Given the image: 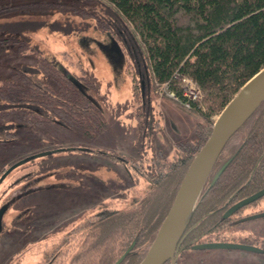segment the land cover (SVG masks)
I'll use <instances>...</instances> for the list:
<instances>
[{
	"label": "rangeland",
	"instance_id": "1",
	"mask_svg": "<svg viewBox=\"0 0 264 264\" xmlns=\"http://www.w3.org/2000/svg\"><path fill=\"white\" fill-rule=\"evenodd\" d=\"M146 54L135 28L109 0H0V85L17 72L57 86L54 72L43 66L49 59L77 81L107 121L88 137L41 108L2 111L9 105L0 102V175L17 160L55 149L15 166L0 184V264H37L85 216L105 204L126 206L144 183L136 165L147 169L159 151L170 155L176 141L196 136L203 104L189 108L168 95ZM133 78L143 89L139 109ZM7 130L14 142H7ZM263 204L264 197L245 208L242 222L221 237L202 240L252 242L264 233V216L253 217ZM185 254L178 264H258V254L242 249Z\"/></svg>",
	"mask_w": 264,
	"mask_h": 264
},
{
	"label": "trees",
	"instance_id": "2",
	"mask_svg": "<svg viewBox=\"0 0 264 264\" xmlns=\"http://www.w3.org/2000/svg\"><path fill=\"white\" fill-rule=\"evenodd\" d=\"M109 1L139 34L159 83H167L179 95L184 76L197 84L202 91L204 119L198 122L196 136L176 141L170 155L159 151L147 169L140 168V163L136 165L144 175V183L126 206L105 204L85 216L62 232L37 264H114L122 256L119 264H139L189 165L211 134L214 117L264 67V0ZM43 66L54 72L57 86L47 85L32 73L23 77L14 72L0 85V102L9 105L2 111L34 106L49 112L58 123L82 128L85 136L93 137L104 130L106 119L77 81L49 59L44 60ZM132 80L133 102L139 109L143 89L135 78ZM141 115L138 110L143 129ZM5 135L7 142L15 141L9 130ZM2 145L6 146L4 142ZM227 162L212 185L216 173ZM263 187L264 100L220 153L183 236L205 233L218 222L225 207ZM231 220L219 224L229 228L238 223ZM217 230L211 229L204 235L211 236Z\"/></svg>",
	"mask_w": 264,
	"mask_h": 264
},
{
	"label": "water",
	"instance_id": "3",
	"mask_svg": "<svg viewBox=\"0 0 264 264\" xmlns=\"http://www.w3.org/2000/svg\"><path fill=\"white\" fill-rule=\"evenodd\" d=\"M263 100L264 67L255 73L239 89L217 116L211 134L189 165L168 213L163 219L146 255L139 264H165L169 260H171V264L175 263L177 246L185 233L197 199L220 153L231 136L243 125ZM53 151L55 149L38 152L16 161L0 175V184L15 166L35 156L49 154ZM227 164L228 162L216 173L212 180V185L219 178ZM262 196H264V187L231 205L224 213V217L229 216L239 208L256 201ZM1 217L2 211H0V231ZM253 217H256V215ZM193 247L198 249L228 248L247 251L261 250L254 244L235 241H207L194 244ZM122 259L123 256L114 264H119Z\"/></svg>",
	"mask_w": 264,
	"mask_h": 264
},
{
	"label": "flooded vegetation",
	"instance_id": "4",
	"mask_svg": "<svg viewBox=\"0 0 264 264\" xmlns=\"http://www.w3.org/2000/svg\"><path fill=\"white\" fill-rule=\"evenodd\" d=\"M263 197L264 196L260 197L259 199H257L256 201H254V202H252L250 204L244 205L243 207L239 208L238 210H236L235 212H233L229 216L224 217V213L229 209V207L237 202V201H234L233 203H231L229 206L225 207V209H223L221 211V215H220V218H219L218 222L213 227H211L209 230L214 229V228H218L217 233H214V236L215 237H221L222 230L223 229H227L228 227H224L223 226L224 223L223 224H219L220 222H222V221H224L226 219L232 218V220H231L232 223L238 222L235 225L239 224L240 222H242V217H243V213L242 212H243V210L245 208H247L248 206H252V205L256 206V205H258V203L262 200ZM262 213H264V204H263L262 208H260V209H258L256 211V213H255L256 217L255 218L263 217L264 215H262ZM196 223H194L193 228L196 226ZM1 227H2V217H1ZM209 230H207V231H209ZM205 233H201L200 235H198L196 237H188L185 234V236H183L181 238V240H180V242H179V244L177 246V250H176V254H175L176 255V260H175L174 264H178L179 261H181V259L183 260L184 258H186V254L185 253H187L189 250H191V249L198 250V248H194L193 247L194 244L209 241L208 239H206L205 241L202 240L203 237H210V236H208V234L204 235ZM214 241H224V240H220L219 239V240H214ZM245 243L254 244V245L258 246L261 249L259 251H254V252L256 254H258V260H257L258 264H264V233L262 235H259L258 237H256L252 242H245ZM165 264H171V260L167 261Z\"/></svg>",
	"mask_w": 264,
	"mask_h": 264
},
{
	"label": "built area",
	"instance_id": "5",
	"mask_svg": "<svg viewBox=\"0 0 264 264\" xmlns=\"http://www.w3.org/2000/svg\"><path fill=\"white\" fill-rule=\"evenodd\" d=\"M164 85V89L174 100L181 102L184 106L193 108L196 105L201 106L202 91L197 84L189 77L182 78V93L179 95L167 87V83H160Z\"/></svg>",
	"mask_w": 264,
	"mask_h": 264
}]
</instances>
